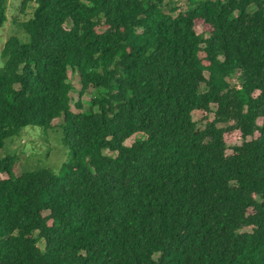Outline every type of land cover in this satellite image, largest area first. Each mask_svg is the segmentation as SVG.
<instances>
[{"label": "trees", "instance_id": "1", "mask_svg": "<svg viewBox=\"0 0 264 264\" xmlns=\"http://www.w3.org/2000/svg\"><path fill=\"white\" fill-rule=\"evenodd\" d=\"M177 3L18 0L0 150L61 131L72 160L0 157V264H264V0Z\"/></svg>", "mask_w": 264, "mask_h": 264}, {"label": "rangeland", "instance_id": "2", "mask_svg": "<svg viewBox=\"0 0 264 264\" xmlns=\"http://www.w3.org/2000/svg\"><path fill=\"white\" fill-rule=\"evenodd\" d=\"M177 1L178 3L176 5L184 9L185 0ZM17 3L18 0H7V23L2 28V30H0V52L8 38L15 35V29L11 25V18L16 13L15 10L18 7ZM194 28L198 33L209 30L208 27H202L201 23H196ZM2 65L3 59L0 56V67ZM71 82L74 86L73 90L71 91L72 111L75 113H80L81 111L88 110L91 105L90 101L94 94L92 95L89 94V92H86L84 96L80 97L79 92L81 87L79 84V75L75 71L72 73ZM78 104H81L82 107L79 108L77 106ZM193 119L197 123L202 122L197 124V127H203L204 120L202 113H194ZM258 123L261 124L262 120L260 119ZM139 137L133 136L131 139H129L127 141L128 146L134 143V141ZM226 140L229 148V154L232 152V148L234 146L242 144L240 134L237 132L227 135ZM5 154L17 156L18 161L14 169L17 173L39 169H49L59 173L62 171L63 165L70 163L72 160L70 150L64 145L62 141L61 131H49L46 133L39 130L38 128L32 127L23 130L19 137L6 142L4 148L0 150V157H3Z\"/></svg>", "mask_w": 264, "mask_h": 264}]
</instances>
